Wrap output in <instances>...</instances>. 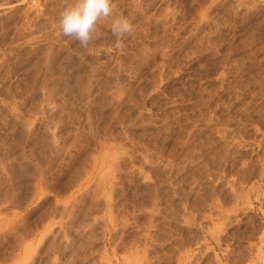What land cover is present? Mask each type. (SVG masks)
<instances>
[{"label": "rangeland", "instance_id": "obj_1", "mask_svg": "<svg viewBox=\"0 0 264 264\" xmlns=\"http://www.w3.org/2000/svg\"><path fill=\"white\" fill-rule=\"evenodd\" d=\"M72 2L0 0V264H264V0Z\"/></svg>", "mask_w": 264, "mask_h": 264}, {"label": "clouds", "instance_id": "obj_2", "mask_svg": "<svg viewBox=\"0 0 264 264\" xmlns=\"http://www.w3.org/2000/svg\"><path fill=\"white\" fill-rule=\"evenodd\" d=\"M109 17H112L111 32L116 40L115 46L122 48L124 39L132 36L134 26L123 15L113 16L112 0H73L60 12L58 23L62 36L73 38L82 48H88L100 37L98 22Z\"/></svg>", "mask_w": 264, "mask_h": 264}, {"label": "bare ground", "instance_id": "obj_3", "mask_svg": "<svg viewBox=\"0 0 264 264\" xmlns=\"http://www.w3.org/2000/svg\"><path fill=\"white\" fill-rule=\"evenodd\" d=\"M36 17V16H35Z\"/></svg>", "mask_w": 264, "mask_h": 264}]
</instances>
